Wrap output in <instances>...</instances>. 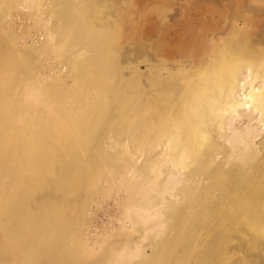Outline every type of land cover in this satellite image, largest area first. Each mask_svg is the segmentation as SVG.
Returning a JSON list of instances; mask_svg holds the SVG:
<instances>
[{"label":"rangeland","instance_id":"374dc122","mask_svg":"<svg viewBox=\"0 0 264 264\" xmlns=\"http://www.w3.org/2000/svg\"><path fill=\"white\" fill-rule=\"evenodd\" d=\"M246 67L264 92V0H0V263L264 264V128L246 146L218 110ZM139 87L174 152L149 165ZM177 169L202 181L174 198ZM63 194L64 244L26 251Z\"/></svg>","mask_w":264,"mask_h":264},{"label":"bare ground","instance_id":"6f19581e","mask_svg":"<svg viewBox=\"0 0 264 264\" xmlns=\"http://www.w3.org/2000/svg\"><path fill=\"white\" fill-rule=\"evenodd\" d=\"M82 51L83 50L80 48L77 49V51H74L72 53L71 57L77 60L78 58L82 57ZM160 55H162V53ZM164 60L168 59L165 58ZM206 61L208 62V58ZM162 63H164V61H162ZM194 67L195 64L191 62L188 66V70ZM258 77L259 75H254L252 73L250 67H246L237 75H226L220 78L223 104L221 105L222 107H218V110H220L222 114L225 113V124L227 125V128H230L231 135H235V139L238 136V141L246 146L250 145L251 137H256V132H258L259 130L261 131L264 128V120L257 116L258 111L261 114V108L264 101L263 88H260V86H256ZM121 80L125 81L123 78ZM138 91L140 95L139 99L137 98L138 103L135 107V139L140 147L143 146L145 140L144 134H148L151 138V141L153 140L154 142L153 154L148 156L149 162H143L142 160H144V157H140L138 161L147 163L149 165V163L155 162L158 159H166L172 157L174 155V152L171 147L164 142L162 136L155 135L159 128V125L157 126L154 124L156 115L152 116L149 114V116L147 117V109L149 108L146 107V104H148V106H151V104H149L151 103V101L149 100V98L145 97V95L142 94L141 87L138 88ZM3 93L4 90L0 87V94ZM231 119H234V122L231 121ZM236 120L237 122H235ZM9 126H15V123L9 122ZM219 128L223 130V120L220 121ZM210 157L212 158V155H210ZM134 168L135 167L132 166L130 168V171H134ZM196 176L197 175H193L192 173L188 174L182 169H177L168 171L161 177L159 175H156L154 184H158L160 182L158 178H161L162 185L164 187H167L169 190L175 189L174 194L171 192L169 193V196H173L175 198L182 191L185 192L196 188L199 182L202 181L199 177L197 178ZM6 189L7 187L0 185V194ZM56 189L57 187L55 186V190ZM66 197L67 195L63 194L62 201L59 204L58 202L54 204V202L52 201L43 204L45 208L40 209L41 212L37 215L36 221L33 222L35 223L33 224V234L26 235V237L24 238L26 251L31 246L40 244L45 246V248L50 252V250H53L54 247H60L62 244H64L65 240H62V232L57 227H52L51 222H59L61 220L65 211V207L67 206L65 201ZM174 198H172V202L166 200L165 198L163 199H165L169 204H172L177 202V200H174ZM258 204L261 207L264 205V201L261 200L258 202ZM35 206L36 203L33 204V208ZM186 216L187 215H178L177 219H184L186 218ZM94 234L95 232L92 230V236H95ZM63 235L66 237L65 233H63ZM45 242L49 244L47 245L45 244ZM157 246L158 243H156L155 245H151V247H149L150 251L152 250L150 253L144 252L141 248L137 247L136 252L140 256H142V258L137 262L139 264H147L148 261L153 258H160V252L157 251ZM17 264L34 263L25 261L24 263Z\"/></svg>","mask_w":264,"mask_h":264}]
</instances>
